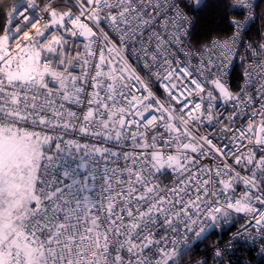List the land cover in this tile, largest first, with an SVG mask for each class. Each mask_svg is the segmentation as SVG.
I'll use <instances>...</instances> for the list:
<instances>
[{
	"label": "snow or ice",
	"instance_id": "6c2138e0",
	"mask_svg": "<svg viewBox=\"0 0 264 264\" xmlns=\"http://www.w3.org/2000/svg\"><path fill=\"white\" fill-rule=\"evenodd\" d=\"M189 6L244 19L201 43ZM256 7L19 0L5 11L0 264H182L232 212L250 214L243 230L264 237V31L244 39L264 20ZM237 57L244 83L234 92L226 77ZM215 256L223 264L218 247Z\"/></svg>",
	"mask_w": 264,
	"mask_h": 264
},
{
	"label": "built area",
	"instance_id": "2783aa9c",
	"mask_svg": "<svg viewBox=\"0 0 264 264\" xmlns=\"http://www.w3.org/2000/svg\"><path fill=\"white\" fill-rule=\"evenodd\" d=\"M257 1L258 0H252L254 4H256ZM18 2L19 0L15 1L14 3ZM236 13L239 14L236 19L242 21L244 19L243 14L239 12ZM32 14L35 16L39 15L40 13L38 10H34ZM232 31L233 29L228 36L232 35ZM247 34L244 37L245 41H249ZM70 44L73 46L81 45V40L79 38H71ZM239 51L241 55H243L244 49L241 48ZM177 56L183 62V54L178 52ZM192 62L193 64H197L198 58L194 57ZM244 63L245 62L239 57L234 59L232 61L229 75L226 77L231 88V75L236 74V90H234V92L239 91L241 86H243L244 77L242 76V72L244 71ZM207 87L210 88L211 85L209 84ZM157 95H161V93L158 92ZM163 97L166 100V94ZM216 104L219 111H231L230 104L225 105L220 100H217ZM152 114L158 113L153 112ZM205 131L206 129H202L201 134H204ZM76 138L81 139V137ZM83 140L90 143H97V141H94L91 137H83ZM165 179H167V177H165ZM235 187V197L241 196V194L245 191L244 186L242 184H237ZM250 223L254 224V220L250 214H238L232 212L228 217L227 223H224L222 227L209 229L204 234V236L201 237V239L195 245H193L191 252L187 253L183 257L182 264H201V262L205 260L207 261V264H219L220 258L215 256V250L217 247L223 253V264H264V260H262L258 255L261 249L264 248V237H262L254 227H249L247 231L243 230L245 226ZM237 233H240V235L237 236Z\"/></svg>",
	"mask_w": 264,
	"mask_h": 264
},
{
	"label": "trees",
	"instance_id": "16d2710c",
	"mask_svg": "<svg viewBox=\"0 0 264 264\" xmlns=\"http://www.w3.org/2000/svg\"><path fill=\"white\" fill-rule=\"evenodd\" d=\"M15 1L17 0H0V21L4 20L5 11L10 10V6ZM184 2L185 5L191 4V0H184ZM256 6L257 13H264V0H258ZM185 10L190 17H196V24L193 32L201 43H206L216 36H228L232 30L231 25L229 24V20L239 16V14H237L235 11L225 12L224 6L214 9L202 10L199 14L195 13L190 6L186 7ZM262 25H264V20H255L247 34L249 40L258 39V33L260 31H264ZM236 79V74H232L230 78L232 91L236 90ZM162 99H164L163 96Z\"/></svg>",
	"mask_w": 264,
	"mask_h": 264
}]
</instances>
